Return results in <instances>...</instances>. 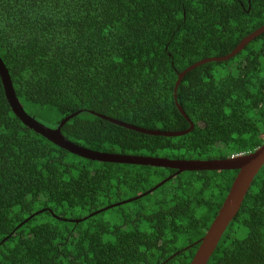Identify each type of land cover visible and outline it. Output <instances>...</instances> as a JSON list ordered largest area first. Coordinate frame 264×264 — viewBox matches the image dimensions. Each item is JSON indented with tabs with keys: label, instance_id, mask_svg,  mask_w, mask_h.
<instances>
[{
	"label": "trees",
	"instance_id": "16d2710c",
	"mask_svg": "<svg viewBox=\"0 0 264 264\" xmlns=\"http://www.w3.org/2000/svg\"><path fill=\"white\" fill-rule=\"evenodd\" d=\"M262 28L264 0H0V57L35 120L56 129L82 112L62 129L76 145L225 160L264 145V34L186 76L177 97L190 134L150 136L96 115L188 130L175 100L179 74L229 56ZM175 173L60 148L16 117L0 77V264H191L238 171L185 172L111 209L113 220H84ZM209 264H264V167Z\"/></svg>",
	"mask_w": 264,
	"mask_h": 264
},
{
	"label": "water",
	"instance_id": "95a60500",
	"mask_svg": "<svg viewBox=\"0 0 264 264\" xmlns=\"http://www.w3.org/2000/svg\"><path fill=\"white\" fill-rule=\"evenodd\" d=\"M264 34V28L258 30L248 38H246L239 47L233 51L229 56L224 58H212L204 60L200 63H197L184 71L183 73L179 74V79L176 84L175 88V100L176 105L179 112L187 119L190 123V128L186 131L181 132H162L158 130H146L142 129L103 115L95 114L99 118L109 121L115 125L124 127L126 129L150 135V136H160L166 138H175V137H182L187 134H190L195 130L194 123L189 119L188 115L185 113L183 107L178 103L177 93L179 90L180 85L186 78V76L194 71L195 69L209 64V63H220L226 62L235 56H237L241 51H243L250 43H252L257 38L261 37ZM0 77L2 79L3 87L5 90L6 98L16 115L22 123L27 126L28 128L35 131L37 134L42 135L47 140L51 141L55 145L59 146L62 149L69 151L70 153L79 156L81 158H85L91 161L100 162V163H112V164H125V165H137V166H150L154 168H162V169H172L176 170V173L173 176L168 177L166 180L162 181L154 188L150 189L149 191L143 193L142 195L135 197L133 199L106 207L94 214L86 217L84 220H88L94 216H97L101 213L107 212L111 209L116 207H120L122 205L130 204L132 202L138 201L143 199L159 188L163 187L173 178L181 175L185 172H203V171H238V175L232 185L230 193L226 198L218 216L214 220L212 226L210 227L209 231L207 232L206 236L198 243L199 248L196 252V255L191 264H209L210 259L212 258L213 254L215 253L219 242L221 241L223 235L225 234L228 226L235 220L238 216L245 199L261 169L264 167V145L258 148L255 152L247 154V155H238L233 156L231 158L225 160H213V161H201V160H170L167 158L162 157H138V156H131V155H119V154H107V153H100L96 151H92L76 145L65 138L62 135L63 127L73 118L82 114V112H78L62 121L60 126L56 129L46 127L45 125L41 124L33 117H31L23 108L20 100L18 99L14 84L10 75L7 66L3 62L2 58L0 57ZM44 211H41L42 213ZM37 213L36 215L40 214ZM35 216V215H34ZM32 216L31 218H33ZM30 218V219H31ZM29 219V220H30ZM29 220H26L21 226L27 223ZM84 220L79 221H72L73 223H81Z\"/></svg>",
	"mask_w": 264,
	"mask_h": 264
},
{
	"label": "rangeland",
	"instance_id": "374dc122",
	"mask_svg": "<svg viewBox=\"0 0 264 264\" xmlns=\"http://www.w3.org/2000/svg\"><path fill=\"white\" fill-rule=\"evenodd\" d=\"M118 215H119L118 212H114L113 210H111V212H106V213H105V218H106V219H109V220H113V219H115Z\"/></svg>",
	"mask_w": 264,
	"mask_h": 264
}]
</instances>
